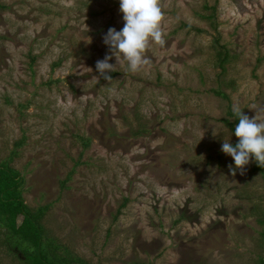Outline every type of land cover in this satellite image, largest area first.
Returning <instances> with one entry per match:
<instances>
[{
	"label": "rangeland",
	"instance_id": "1",
	"mask_svg": "<svg viewBox=\"0 0 264 264\" xmlns=\"http://www.w3.org/2000/svg\"><path fill=\"white\" fill-rule=\"evenodd\" d=\"M162 7L166 45L132 71L103 41L119 0H0V163L87 264H258L264 179L221 147L234 106L264 118V0ZM3 241L0 264H22Z\"/></svg>",
	"mask_w": 264,
	"mask_h": 264
},
{
	"label": "clouds",
	"instance_id": "2",
	"mask_svg": "<svg viewBox=\"0 0 264 264\" xmlns=\"http://www.w3.org/2000/svg\"><path fill=\"white\" fill-rule=\"evenodd\" d=\"M119 3L124 27L120 31L109 28L103 41L113 54H119L128 62L130 70L137 71L151 64L146 55L151 44L160 47L166 45L162 0H119ZM111 59V55H105L96 62V70L104 80L112 79L108 75L115 68V65L109 63ZM260 111L264 112V108ZM233 112L239 120L234 133L238 143L233 146L224 141L221 151L234 161L235 168L228 166L234 176L236 170H240L241 175L244 174L250 158H254L259 165H264V118L257 115L249 118L239 106H234Z\"/></svg>",
	"mask_w": 264,
	"mask_h": 264
},
{
	"label": "trees",
	"instance_id": "3",
	"mask_svg": "<svg viewBox=\"0 0 264 264\" xmlns=\"http://www.w3.org/2000/svg\"><path fill=\"white\" fill-rule=\"evenodd\" d=\"M217 58L221 65L226 61L222 59L225 58L222 53H218ZM109 75L112 78L115 76L114 73ZM214 94L225 97L220 92L215 91ZM232 115L234 123H224L235 132L239 120L234 113ZM237 143L238 139L233 146ZM252 171H257L264 179V165H259L255 159ZM23 185L20 173L11 168L9 162L0 163V233L9 254L22 256V264H87L46 237L42 221L49 207H39L34 211L29 209L22 196ZM257 223L261 227L260 239L264 246V209L259 213ZM258 264H264V258H260Z\"/></svg>",
	"mask_w": 264,
	"mask_h": 264
}]
</instances>
